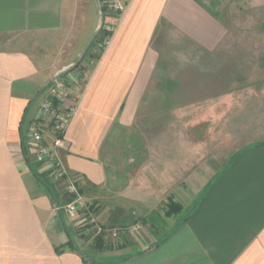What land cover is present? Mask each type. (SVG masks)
Listing matches in <instances>:
<instances>
[{
    "label": "crops",
    "instance_id": "0c3cea01",
    "mask_svg": "<svg viewBox=\"0 0 264 264\" xmlns=\"http://www.w3.org/2000/svg\"><path fill=\"white\" fill-rule=\"evenodd\" d=\"M237 1L121 0L81 73L99 0H0V264H264V0ZM66 72L82 91L54 157L118 230L104 251L51 178L62 221L25 137Z\"/></svg>",
    "mask_w": 264,
    "mask_h": 264
},
{
    "label": "built area",
    "instance_id": "2783aa9c",
    "mask_svg": "<svg viewBox=\"0 0 264 264\" xmlns=\"http://www.w3.org/2000/svg\"><path fill=\"white\" fill-rule=\"evenodd\" d=\"M198 1L205 6H210L215 0ZM99 5L103 16L101 30H104V36L102 40L95 41L92 47L93 53L98 55L102 54L110 44L115 28V24L105 22L106 18L119 19L125 11V6L121 0H99ZM80 81L79 76L69 80L60 79L48 88L41 104V116L30 123L25 132V137L33 151L36 162L48 167V172L53 180L65 183V191L71 197V201L63 207L66 216L76 219L78 226L92 225L95 228L96 236L107 232L116 237L118 230H104L95 217L91 215L87 205L83 202L78 183L73 178L68 177L61 163L54 157L56 150L65 147L64 134L74 112V105L66 107L65 103L72 95H75V101H77V97L82 91ZM44 123L52 128L55 136L52 146L45 144ZM139 227L140 225H136L130 230L135 231Z\"/></svg>",
    "mask_w": 264,
    "mask_h": 264
},
{
    "label": "trees",
    "instance_id": "16d2710c",
    "mask_svg": "<svg viewBox=\"0 0 264 264\" xmlns=\"http://www.w3.org/2000/svg\"><path fill=\"white\" fill-rule=\"evenodd\" d=\"M103 36H104V30L102 29L100 31V34L98 35V37L96 38L95 41L102 40ZM92 47L89 50V52L87 53V55L85 56V58L83 59V61L88 56H90L92 58V56H93V54H92L93 53L92 52ZM96 58H98V57H96ZM78 69H81V73L85 72V69L82 68V63H80L79 65L77 64L69 72H73V71L78 70ZM64 78H62V79H64ZM60 137H63V136H60ZM38 179H40V181L42 182V184H44L46 187H49V188L52 189V184H51V181H50V179H51L50 173L38 175ZM58 203L62 206L63 203H66V201L65 202L64 201H58ZM89 208H90L89 210L92 213H96L97 212V208H96V204L95 203L93 205H91ZM181 209L182 208H181L180 205L175 204V203H170L169 206H168V208H167V211L165 212V215L167 217H171V216L179 213L181 211ZM89 226H92V225L79 226L76 231H77L78 234H82ZM104 230H108V228H105L104 227ZM95 235H96V233H95ZM108 235H109V233L103 232L102 234L97 235V236L94 237L92 248H93V250L95 252H97V251H104V250L110 248L111 242L108 239V237H109ZM81 237H82V235H81ZM67 246L70 247V248H74V245H73L72 242H69ZM58 252H60V251L58 250ZM83 254H84V257L87 258V254H85V253H83Z\"/></svg>",
    "mask_w": 264,
    "mask_h": 264
},
{
    "label": "water",
    "instance_id": "95a60500",
    "mask_svg": "<svg viewBox=\"0 0 264 264\" xmlns=\"http://www.w3.org/2000/svg\"><path fill=\"white\" fill-rule=\"evenodd\" d=\"M101 28H102V26L100 27V29H99V31H98V33L95 35V37L93 38V40L91 41V43H90V45L88 46V48L86 49V51L83 53V55L81 56V58H80V60H79V62H78V65L83 61V59L85 58V56L87 55V53L89 52V50L91 49V47L93 46V44H94V42H95V40H96V38L98 37V35L100 34V31H101ZM67 72L66 73H62V74H60V75H58V76H56V77H54L53 78V80L46 86V87H44V89H42V91L39 93V95L36 97V99L34 100V102L38 99V98H40L41 97V95L54 83V82H56V81H58V80H60V79H62V78H64V77H66L67 76ZM47 190L49 191V193L51 194V197H52V200L55 202V205H56V208H57V212H58V215L60 216V218L62 219V215H61V212H60V204L58 203V202H56L55 201V199H54V196H53V194H52V192H51V190H50V188L49 187H47ZM62 221H63V219H62Z\"/></svg>",
    "mask_w": 264,
    "mask_h": 264
},
{
    "label": "rangeland",
    "instance_id": "374dc122",
    "mask_svg": "<svg viewBox=\"0 0 264 264\" xmlns=\"http://www.w3.org/2000/svg\"><path fill=\"white\" fill-rule=\"evenodd\" d=\"M241 2H243L242 0H238L236 3H241ZM100 16H101V19H102V21H103V16H102V14H101V11H100ZM132 158H134V156L132 157ZM128 160H130V158L128 159ZM79 238V236H76V238ZM77 238V239H78Z\"/></svg>",
    "mask_w": 264,
    "mask_h": 264
}]
</instances>
